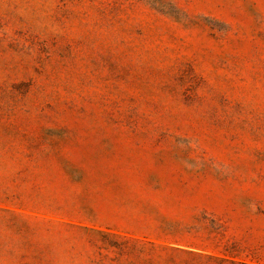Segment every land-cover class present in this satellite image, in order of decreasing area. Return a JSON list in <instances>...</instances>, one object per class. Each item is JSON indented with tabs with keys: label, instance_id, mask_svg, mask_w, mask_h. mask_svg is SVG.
<instances>
[{
	"label": "rangeland",
	"instance_id": "obj_1",
	"mask_svg": "<svg viewBox=\"0 0 264 264\" xmlns=\"http://www.w3.org/2000/svg\"><path fill=\"white\" fill-rule=\"evenodd\" d=\"M0 264H264V0H0Z\"/></svg>",
	"mask_w": 264,
	"mask_h": 264
}]
</instances>
